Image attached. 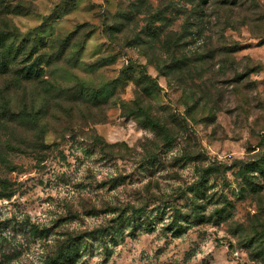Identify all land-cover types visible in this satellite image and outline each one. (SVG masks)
Segmentation results:
<instances>
[{
	"label": "rangeland",
	"instance_id": "rangeland-1",
	"mask_svg": "<svg viewBox=\"0 0 264 264\" xmlns=\"http://www.w3.org/2000/svg\"><path fill=\"white\" fill-rule=\"evenodd\" d=\"M0 264H264V0H0Z\"/></svg>",
	"mask_w": 264,
	"mask_h": 264
}]
</instances>
